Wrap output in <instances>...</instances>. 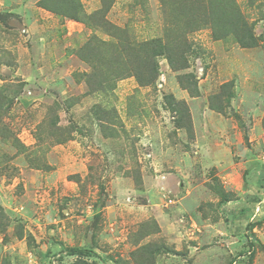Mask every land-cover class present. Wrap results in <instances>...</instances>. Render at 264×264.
Returning a JSON list of instances; mask_svg holds the SVG:
<instances>
[{
  "label": "rangeland",
  "instance_id": "374dc122",
  "mask_svg": "<svg viewBox=\"0 0 264 264\" xmlns=\"http://www.w3.org/2000/svg\"><path fill=\"white\" fill-rule=\"evenodd\" d=\"M202 1L0 0V264H264V0Z\"/></svg>",
  "mask_w": 264,
  "mask_h": 264
},
{
  "label": "trees",
  "instance_id": "16d2710c",
  "mask_svg": "<svg viewBox=\"0 0 264 264\" xmlns=\"http://www.w3.org/2000/svg\"><path fill=\"white\" fill-rule=\"evenodd\" d=\"M213 1H214V0H206V3H205L204 1H202L201 3H202V4L204 3L205 5H207V6L210 7V6L212 5V3H213V5H215V4H217V1H218L219 4H223L222 6H224L223 9H222L224 14H226V13H225V10H224L225 8H231L230 6H226V5L224 4V1H225V0H216L215 2H213ZM232 6H233V4H232ZM217 7H218V6H217ZM234 7H235V6H234ZM72 251H73V250H72Z\"/></svg>",
  "mask_w": 264,
  "mask_h": 264
}]
</instances>
